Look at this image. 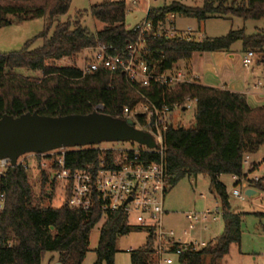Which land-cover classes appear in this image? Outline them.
Instances as JSON below:
<instances>
[{
    "label": "trees",
    "instance_id": "obj_1",
    "mask_svg": "<svg viewBox=\"0 0 264 264\" xmlns=\"http://www.w3.org/2000/svg\"><path fill=\"white\" fill-rule=\"evenodd\" d=\"M71 1L0 0V27L11 24V16L18 21L48 17L51 22L68 11ZM126 8L125 0L91 5L89 10L78 12L75 20L57 23L51 34L47 26L38 36L43 39L41 46L31 48L32 41H28L18 51L0 52V118L34 112L53 117L85 115L102 105L105 114L123 119V108L143 101L142 95L158 106L182 103L186 97L197 98L194 126L171 124L163 133L162 154L147 153L144 159L163 160L171 175L170 189L184 177H208L209 189L219 201L222 233L201 249L184 251L177 259L180 264H222L230 245L240 243L241 215L232 212L219 176L227 174L242 179L254 170L250 168L246 173L245 161L264 147V104L251 107L242 93L205 86L198 81L182 82L171 89L153 82L138 93L127 83L121 69L99 68L84 73L74 65H55L56 61L73 58L85 48L98 46L111 47L109 53L124 55L127 45L140 35L125 24ZM88 13L104 25L100 30L92 32L81 24ZM171 14L195 18L198 22L213 16L262 20L264 0H203L199 6L172 2L149 8L146 19L155 25ZM142 36L146 48L143 59L156 73L172 70L177 62L189 61L196 52L228 51L236 41L241 42L244 52L252 50L258 55L256 62L264 70V28L250 35L237 29L221 37L191 41L159 39L151 33ZM18 68L39 71L41 76L18 75L14 72ZM114 155L111 150H102L100 144L75 147L65 153V163L72 170L85 169ZM39 174L38 193L23 169H8L0 176V191L5 194V207L0 215V264H41L46 253L55 254L61 264H82L101 212L97 206L89 211L73 208L66 201L59 207L51 206L55 182H50V191H46L48 177L43 172ZM234 181L235 185L240 184L239 180ZM252 187L262 190L260 183ZM141 229L144 228L133 226L123 211L108 214L100 228L94 264H114L118 238ZM145 230V244L129 251L131 264H156L154 233L152 229Z\"/></svg>",
    "mask_w": 264,
    "mask_h": 264
},
{
    "label": "built area",
    "instance_id": "obj_2",
    "mask_svg": "<svg viewBox=\"0 0 264 264\" xmlns=\"http://www.w3.org/2000/svg\"><path fill=\"white\" fill-rule=\"evenodd\" d=\"M136 3V0H132V4ZM176 17L175 14H171L163 21L153 25L145 15V19L141 23L132 27L134 30H138L140 35L134 43L127 45L124 55L109 53L107 50L111 47L107 46L85 48L83 50L84 65L79 68L84 73H93L99 68L121 69L127 83L138 93L141 88L150 86L153 82H161L171 89L182 82L196 81L194 75L175 67L172 70L156 73L143 59L146 49L142 36L144 33H151L159 39L196 40L194 29L188 27L179 30L176 28ZM254 57L255 53L252 50L245 51L242 57L243 65L250 67ZM142 97L143 101L132 107L125 106L123 108L122 118L132 120L134 127L151 134L157 145L156 148L150 149L135 142H131L130 146L124 148H101L102 150H111L115 152V155L110 159H103L96 166L75 170L68 168L65 163V153L70 148L44 153H26L16 159L14 166L11 165L9 159H1L0 176H4L8 169L13 168L43 172L49 181L61 183L64 201L70 207L89 211L97 206L101 212V218L104 220L108 214L116 211L125 212L129 222L131 216L134 215L136 226L153 230L156 264H172L173 259L170 255L178 256L188 249H201L207 243L183 241L181 237L175 235L173 230L164 227L163 199L170 189L171 175L167 172L161 158L159 161H147L144 159V155L151 152L162 154L163 133L171 125L172 111L174 109H194L197 98L186 97L182 103L158 106L146 96L142 95ZM94 111L104 113L103 106H95ZM245 164L248 165V157ZM231 177L241 181V185H239L242 190L250 188L242 184V179L236 176ZM232 194L238 198L244 197V194L236 188L232 190ZM129 198L130 200H128ZM4 207L5 194L0 191V215ZM208 214L210 213H188L185 216L187 230L183 231V235L188 236L190 230L195 229L196 224L205 220ZM172 246H174L173 251L170 250Z\"/></svg>",
    "mask_w": 264,
    "mask_h": 264
},
{
    "label": "rangeland",
    "instance_id": "obj_3",
    "mask_svg": "<svg viewBox=\"0 0 264 264\" xmlns=\"http://www.w3.org/2000/svg\"><path fill=\"white\" fill-rule=\"evenodd\" d=\"M106 0H72L68 11L60 16L55 17L51 22L48 17L30 19L27 21H18L11 16V24L0 27V52L8 53L20 50L28 41H32L31 48L42 45V37H38L47 26H50L49 34L53 32L54 27L59 22L67 20H75L77 13L89 10L91 5L102 3ZM127 3V11L125 24L132 28L136 24L141 23L145 19L146 11L149 8H158L168 5L172 2H179L186 6H199L202 1L199 0H136V4H132V0H125ZM129 10V11H128ZM81 24L90 31L96 32L104 25L95 20L89 13L81 19ZM181 30L188 27L194 29L196 39L202 37H221L231 30L244 29L245 33L255 34L264 28V19L262 20H243L239 17L213 16L205 21L198 22L195 18L176 17L175 25ZM176 27V28H177ZM177 28V29H178ZM228 51H232L239 58L241 57V42L233 43ZM227 51L202 52L193 54V61H181V64H187L188 67L194 66V70L201 73L206 71L211 77H217L224 74L225 65H219L216 58L221 53ZM215 53H218L215 54ZM217 55V56H216ZM255 55L252 66H258ZM55 65L69 66L74 65L81 67L83 63V51L73 58H63L55 62ZM178 66L177 68L179 69ZM185 68V67H184ZM246 68V67H245ZM18 75L39 78V71H31L24 68L15 69ZM170 122L173 126L192 127L194 126L193 109H174L170 115ZM130 146L129 142L124 143H102L101 148H124ZM264 147L259 152L248 158V165L245 171L251 172L246 178H242L244 185L253 188L254 184L260 183L262 190L253 197L238 198L232 194L234 188L244 194V189L240 185H235L231 175L222 174L219 181L222 182L228 193L229 204L232 212L241 215V240L239 244H231L228 254L221 260L222 264H264ZM252 165V166H251ZM30 181L32 182L34 192L38 193L40 184V174L38 171L27 170ZM50 182L46 185V191H50ZM241 183V181H240ZM55 198L50 203L53 207H59L63 201V191L61 183H55ZM163 225L166 229H171L177 237H181L183 241H197V243H208L215 237L219 236L223 230V220L221 217L220 205L216 196L209 189V179L206 175H197L196 177H184L180 179L164 196L163 199ZM190 212L201 213L209 212L207 218L196 224L195 229L190 230L189 235H183V231L187 230L186 215ZM215 217V218H214ZM104 218L94 226L89 238L88 252L82 261V264H94L95 248L97 247L99 232ZM130 223L136 226L134 215L131 216ZM147 232L145 229L133 230L126 235L120 236L116 243V253L114 256V264H131L129 249L136 250L142 247L146 241ZM51 253H46L41 264H48ZM173 259L172 264H180L176 255H170ZM155 264V263H154Z\"/></svg>",
    "mask_w": 264,
    "mask_h": 264
},
{
    "label": "water",
    "instance_id": "obj_4",
    "mask_svg": "<svg viewBox=\"0 0 264 264\" xmlns=\"http://www.w3.org/2000/svg\"><path fill=\"white\" fill-rule=\"evenodd\" d=\"M105 142H135L150 149L157 147L151 134L134 127L132 120L97 111L57 117L34 112L0 118V160L7 158L13 166L16 159L26 153L95 146ZM256 191L247 188L244 196H256Z\"/></svg>",
    "mask_w": 264,
    "mask_h": 264
},
{
    "label": "crops",
    "instance_id": "obj_5",
    "mask_svg": "<svg viewBox=\"0 0 264 264\" xmlns=\"http://www.w3.org/2000/svg\"><path fill=\"white\" fill-rule=\"evenodd\" d=\"M177 27V24L175 25ZM178 28V27H177ZM179 29V28H178ZM181 30V29H179ZM242 47V46H241ZM218 55V53H215ZM244 51L241 52V57H237L232 51H227L225 54L221 53L216 58L218 59L219 65H225L224 74H219L217 77H211L206 71L198 73L194 70V66L188 67L187 64L184 66L181 61L175 64V68L192 74L196 77V81L200 84L226 89L233 92L242 93L247 103L251 107L259 106L264 104V70L261 65L246 67L242 63ZM200 57L203 53H200ZM193 61V55L191 62ZM185 67V68H184ZM57 257L55 254H51L48 259V264H56Z\"/></svg>",
    "mask_w": 264,
    "mask_h": 264
}]
</instances>
